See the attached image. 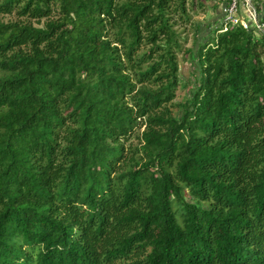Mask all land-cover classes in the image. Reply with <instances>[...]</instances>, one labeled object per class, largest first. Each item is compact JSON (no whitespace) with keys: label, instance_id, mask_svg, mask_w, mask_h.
Instances as JSON below:
<instances>
[{"label":"trees","instance_id":"trees-1","mask_svg":"<svg viewBox=\"0 0 264 264\" xmlns=\"http://www.w3.org/2000/svg\"><path fill=\"white\" fill-rule=\"evenodd\" d=\"M207 1L0 0V264H264V36Z\"/></svg>","mask_w":264,"mask_h":264},{"label":"built area","instance_id":"built-area-1","mask_svg":"<svg viewBox=\"0 0 264 264\" xmlns=\"http://www.w3.org/2000/svg\"><path fill=\"white\" fill-rule=\"evenodd\" d=\"M245 13L243 16L241 14ZM221 31H226L230 26L240 25L244 29H252L255 33L264 36V22L259 21L251 0H227L221 7Z\"/></svg>","mask_w":264,"mask_h":264},{"label":"rangeland","instance_id":"rangeland-1","mask_svg":"<svg viewBox=\"0 0 264 264\" xmlns=\"http://www.w3.org/2000/svg\"><path fill=\"white\" fill-rule=\"evenodd\" d=\"M189 1H192V0H189ZM200 0H193V2H199ZM204 1V0H202ZM217 2V6L218 7H222L223 4H224V0H215ZM194 11V9H193ZM192 11V18H193V21L194 22H197L198 24H200V33L199 35L202 36L204 31V23L206 22V20L203 19V11H201L200 9L198 10H195L196 13H194ZM195 14V15H193ZM242 15H245V13H243ZM0 20L1 21H9V20H14V18L12 16H0ZM204 20V21H203ZM187 32H186V42L184 43V48H188L191 46L192 44V35H191V29H189V27L186 28ZM206 38V37H205ZM179 67H180V73H181V76L186 80L188 81L189 79L192 81L193 80V77L190 76V72L192 70V67L190 66V63L187 62V61H183L181 59V57L179 56ZM186 94H187V88H182V87H178V90H177V94H176V98L174 100L175 103H180V102H183L184 99L186 98ZM173 111L176 112L177 111V108H173Z\"/></svg>","mask_w":264,"mask_h":264},{"label":"crops","instance_id":"crops-1","mask_svg":"<svg viewBox=\"0 0 264 264\" xmlns=\"http://www.w3.org/2000/svg\"><path fill=\"white\" fill-rule=\"evenodd\" d=\"M215 2H216L215 0L206 2L207 8H205V10L203 12V14H204L203 19L206 20V22L203 24L204 25V29H203L204 33L202 36L199 35V40L205 39V37L207 38V34L209 33V31L211 29H213L217 24L220 23V20L222 17L221 7L217 6L216 10L213 11V5L215 4ZM241 14H242V10H241Z\"/></svg>","mask_w":264,"mask_h":264},{"label":"water","instance_id":"water-1","mask_svg":"<svg viewBox=\"0 0 264 264\" xmlns=\"http://www.w3.org/2000/svg\"><path fill=\"white\" fill-rule=\"evenodd\" d=\"M252 6V5H251Z\"/></svg>","mask_w":264,"mask_h":264}]
</instances>
